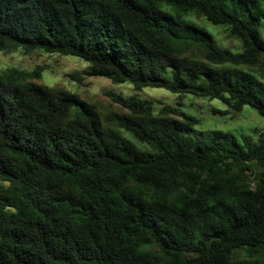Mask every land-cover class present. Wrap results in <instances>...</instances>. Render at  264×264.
Instances as JSON below:
<instances>
[{
  "label": "trees",
  "instance_id": "obj_1",
  "mask_svg": "<svg viewBox=\"0 0 264 264\" xmlns=\"http://www.w3.org/2000/svg\"><path fill=\"white\" fill-rule=\"evenodd\" d=\"M261 26L264 0H0V53L76 57L86 76L179 100L157 112L108 94L126 113L104 126L36 84L42 67L0 71V264H264V129L193 139L181 109L191 95L264 118Z\"/></svg>",
  "mask_w": 264,
  "mask_h": 264
},
{
  "label": "rangeland",
  "instance_id": "obj_2",
  "mask_svg": "<svg viewBox=\"0 0 264 264\" xmlns=\"http://www.w3.org/2000/svg\"><path fill=\"white\" fill-rule=\"evenodd\" d=\"M199 26L205 28L216 40V43L231 52H240L241 46L237 40L227 36V29L222 26H214L203 18L190 17ZM264 38V26L260 27ZM42 67L41 78L35 83L54 89L67 90L80 98L81 101L96 108L103 125H111V119L115 114L126 113L119 104L112 101L108 94L119 95L124 98L136 97L148 99L154 102L156 110L163 106H175L179 101L177 97L163 89L145 88L135 91L127 83L114 85L109 80L84 75L87 65L82 60L72 56H60L34 52L26 55L21 50L10 54L0 53V71L8 68H16L24 71H32L36 67ZM258 83L264 90V67L255 70ZM79 75L81 82L74 81L71 76ZM182 111L199 119V124L187 135L193 139L205 138L211 131L219 130L231 133L236 139L242 135L254 136V132L264 129V118L256 114L250 107H245L241 113L229 114L225 117L213 115L211 109L225 111L226 107L217 100H208L191 95L182 100ZM123 136L128 137L127 133Z\"/></svg>",
  "mask_w": 264,
  "mask_h": 264
}]
</instances>
